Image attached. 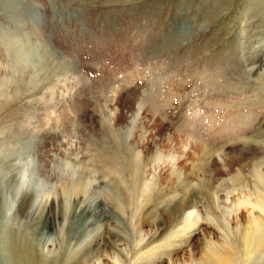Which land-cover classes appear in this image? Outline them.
<instances>
[{"label":"rangeland","instance_id":"rangeland-1","mask_svg":"<svg viewBox=\"0 0 264 264\" xmlns=\"http://www.w3.org/2000/svg\"><path fill=\"white\" fill-rule=\"evenodd\" d=\"M0 171L2 253L204 264L264 191V0H0Z\"/></svg>","mask_w":264,"mask_h":264},{"label":"bare ground","instance_id":"bare-ground-1","mask_svg":"<svg viewBox=\"0 0 264 264\" xmlns=\"http://www.w3.org/2000/svg\"><path fill=\"white\" fill-rule=\"evenodd\" d=\"M28 52L29 50L26 49L17 52L16 55L17 57L27 56ZM135 107L137 109L134 103L127 102L125 111L132 113ZM2 175L4 172L0 171V189L2 190L0 220L7 217L19 218L26 212L24 204L18 200L20 199L17 196L18 192L9 187L10 182L2 178ZM258 177L260 184L264 185V176L259 175ZM258 192L257 201L251 206L252 216L249 217V223L240 229L235 240L225 236V240L221 243L208 244L202 258L204 264H264V191L258 189ZM15 201L17 205L13 206ZM12 232L14 233L15 230ZM16 235L13 234L12 241L8 244L9 253H2L3 248L0 247V264H39V252L35 250L31 241L28 238L17 239ZM198 263V261L191 260L188 264Z\"/></svg>","mask_w":264,"mask_h":264}]
</instances>
